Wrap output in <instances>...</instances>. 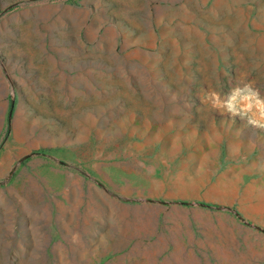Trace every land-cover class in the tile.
I'll return each instance as SVG.
<instances>
[{"label":"rangeland","instance_id":"rangeland-1","mask_svg":"<svg viewBox=\"0 0 264 264\" xmlns=\"http://www.w3.org/2000/svg\"><path fill=\"white\" fill-rule=\"evenodd\" d=\"M50 47L74 56L58 58L69 79L42 90L30 76L48 83L38 50ZM247 82L264 95V0H0V264H31L12 197L26 152L138 170V202L128 182L122 200L79 209L121 228L110 237L114 264L162 263L185 249L187 258L201 249L204 264H264V129L206 100ZM195 196L202 206L176 204ZM36 227L44 246L57 230ZM68 251L44 248L40 259L96 264L104 253Z\"/></svg>","mask_w":264,"mask_h":264},{"label":"crops","instance_id":"crops-1","mask_svg":"<svg viewBox=\"0 0 264 264\" xmlns=\"http://www.w3.org/2000/svg\"><path fill=\"white\" fill-rule=\"evenodd\" d=\"M2 1L4 2V0ZM46 3L50 6L58 5L54 1ZM38 51L40 56L49 58V65L41 66V72H45L47 75L45 78L48 79V83L37 84L43 78H39L35 72H32L35 74L30 76V81L35 83L36 88L42 90L53 88V86H58V82L69 79L68 66L60 69L58 58L73 57V49L50 47L41 48ZM70 73L72 75V69ZM25 75L29 76L30 72L27 71ZM70 79L73 81V76H70ZM53 81L56 82L55 85H53ZM49 97L45 93L40 94L42 102L44 99H50ZM51 148L55 149L54 146H51ZM53 153L56 154V157L58 155L59 157L62 156L60 155L62 152L57 149ZM35 154L26 152V154L20 156L16 163V168L19 170V193L18 196L14 193L12 195L13 199L19 200V207L21 206L20 214L17 215L15 221H17L18 227L23 226V231L26 233L28 244L26 243L25 246L29 250L30 263L42 264L40 258L44 248L46 250L64 246L67 250H71L68 251V257L71 258L75 256L74 249H96L100 245L104 251L103 258L96 264H114L113 258L108 255L111 254L112 249H116L119 245L111 238H122L121 228L118 230L115 227V220L108 222V224L100 223V220H104L102 218L98 219L99 213L93 215L94 221L88 222L82 219L84 214L79 209L87 208L90 209L88 211H91V204L87 201L108 199L113 203L122 200L121 195H119L122 191L121 186L124 183L127 185L128 182H130L131 190V197L128 201L138 202V170L131 171L129 174L124 171L125 167H122L121 163H114L113 166L111 164L109 167L106 161L48 160L42 157L34 158L37 157ZM200 201L195 196L193 200L181 198L176 204L193 209L203 205ZM161 204L165 205L167 203L161 202ZM131 215L135 217L137 225L138 210L133 211ZM41 223L51 226L49 232L57 229L52 232L53 236L45 246L41 244L42 231L39 227H36ZM101 224L102 226H100ZM64 242H66V246ZM188 252L192 254V257H186L185 249L181 252L182 257L174 256L169 260L170 262L163 259L164 262L156 264H204L201 249H189Z\"/></svg>","mask_w":264,"mask_h":264},{"label":"clouds","instance_id":"clouds-1","mask_svg":"<svg viewBox=\"0 0 264 264\" xmlns=\"http://www.w3.org/2000/svg\"><path fill=\"white\" fill-rule=\"evenodd\" d=\"M206 100L212 107L220 110L221 115L228 114L232 118L240 117L253 127L264 129V95L253 82L234 86L221 98L220 93L211 91Z\"/></svg>","mask_w":264,"mask_h":264}]
</instances>
